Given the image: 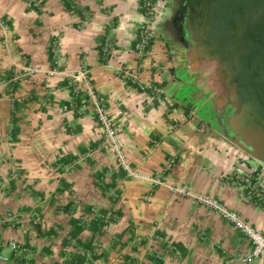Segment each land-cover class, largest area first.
Wrapping results in <instances>:
<instances>
[{"label": "crops", "instance_id": "1", "mask_svg": "<svg viewBox=\"0 0 264 264\" xmlns=\"http://www.w3.org/2000/svg\"><path fill=\"white\" fill-rule=\"evenodd\" d=\"M37 1L0 0L9 30L8 48L0 30V254L8 256L0 264H81L87 253L94 264H221L249 250L234 224L192 196L128 176L102 143L92 104L68 84V74L89 70L106 115L122 125L117 143L133 169L211 195L264 231V207L220 181L235 146L219 130L215 99L196 70L169 57L157 32L156 46L133 48L145 10L167 0ZM106 36L115 46L104 57ZM130 73L157 90L153 103L126 81ZM72 103L86 104L81 115ZM8 241L30 256L15 257Z\"/></svg>", "mask_w": 264, "mask_h": 264}, {"label": "water", "instance_id": "2", "mask_svg": "<svg viewBox=\"0 0 264 264\" xmlns=\"http://www.w3.org/2000/svg\"><path fill=\"white\" fill-rule=\"evenodd\" d=\"M187 2L192 11L197 8L202 29V35L191 38L195 54L190 65L212 93L215 107L232 110L224 120L225 133L219 130L236 152L264 164V0Z\"/></svg>", "mask_w": 264, "mask_h": 264}, {"label": "built area", "instance_id": "3", "mask_svg": "<svg viewBox=\"0 0 264 264\" xmlns=\"http://www.w3.org/2000/svg\"><path fill=\"white\" fill-rule=\"evenodd\" d=\"M34 6L38 5L37 0H29ZM159 12V11H158ZM158 12L151 7L145 10V13L141 16V24L136 40L133 42L134 50L142 52L147 49V41L150 37L151 30L154 26L155 17ZM88 23V17L85 16L83 20L78 24V28L85 26ZM0 30L4 37V43L8 48V26L0 17ZM115 43L113 40L106 36L101 45V52L104 57L112 54ZM50 52L57 61L60 53V40L54 38L50 44ZM23 72H28L26 68H22ZM18 77H15L17 79ZM68 84L71 88V93L74 97H79L81 94L85 95L89 102L92 104L93 109L98 117V120L104 131L103 144L104 146L111 145L114 148L117 160L120 163L122 169L126 171L127 175L134 178L148 179L154 184L166 185L170 191L180 196H192L193 199L206 206L210 211H214L230 221L235 225L245 237L252 243V247L242 253L234 254L228 257L221 264H254L255 260H259L260 264H264V231L256 229L252 226L242 215L226 207L223 203L216 198L208 194L195 193L188 186L185 185H167L163 180L156 176H146L133 169L126 161L125 155L117 143L118 135L122 130L120 123L113 124L111 119L106 115L103 108V98L95 94L92 89L89 70L86 67L74 70L67 75ZM14 80V79H13ZM126 81L130 84L136 85L141 91L146 94V101L151 104L154 102L157 95V90L152 86L142 85L134 76L130 73ZM73 104V103H72ZM75 104H73L74 107ZM86 104L82 103L81 106L74 107L78 115H81ZM220 181L223 183L233 182L234 187L238 191L240 198L252 202L255 205H261L264 207V164L253 161L252 159L241 155L236 152L235 159L231 171L226 176H222ZM94 215L103 220H107V216L100 213L99 209L91 208ZM5 246L9 248L12 254L18 258H27L30 256L31 251L27 246H23L15 241H8ZM172 250L177 251L175 247ZM160 258V256H158ZM2 261H7L8 256L0 254ZM81 264H94L89 253L86 254Z\"/></svg>", "mask_w": 264, "mask_h": 264}, {"label": "flooded vegetation", "instance_id": "4", "mask_svg": "<svg viewBox=\"0 0 264 264\" xmlns=\"http://www.w3.org/2000/svg\"><path fill=\"white\" fill-rule=\"evenodd\" d=\"M193 8L192 11L187 0H167L161 3L160 8L157 10V12H161V15L153 26V34L148 38L147 49L156 46L155 35L157 32L158 36L168 45L169 57L182 56L187 62L193 64L194 62L191 60L195 54V44L192 43L191 38L197 39L202 35L200 18L196 16L197 8ZM215 109L216 123L225 133L224 120L229 117L232 110H229L228 106H225V108L215 107ZM219 119L222 121L223 126L218 122Z\"/></svg>", "mask_w": 264, "mask_h": 264}, {"label": "trees", "instance_id": "5", "mask_svg": "<svg viewBox=\"0 0 264 264\" xmlns=\"http://www.w3.org/2000/svg\"><path fill=\"white\" fill-rule=\"evenodd\" d=\"M12 80V79H11ZM16 82V81H15ZM15 82L13 83V87H12V89H17V83H16V86H15ZM12 106L14 107L15 106V101L13 102V104H12Z\"/></svg>", "mask_w": 264, "mask_h": 264}]
</instances>
